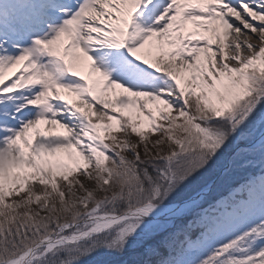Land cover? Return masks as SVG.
Returning a JSON list of instances; mask_svg holds the SVG:
<instances>
[{
  "label": "snow or ice",
  "instance_id": "1",
  "mask_svg": "<svg viewBox=\"0 0 264 264\" xmlns=\"http://www.w3.org/2000/svg\"><path fill=\"white\" fill-rule=\"evenodd\" d=\"M0 264H264V0H0Z\"/></svg>",
  "mask_w": 264,
  "mask_h": 264
},
{
  "label": "bare ground",
  "instance_id": "2",
  "mask_svg": "<svg viewBox=\"0 0 264 264\" xmlns=\"http://www.w3.org/2000/svg\"><path fill=\"white\" fill-rule=\"evenodd\" d=\"M73 99H75V98H73Z\"/></svg>",
  "mask_w": 264,
  "mask_h": 264
}]
</instances>
